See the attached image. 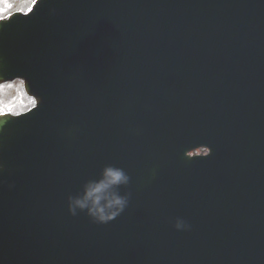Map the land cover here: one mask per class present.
Instances as JSON below:
<instances>
[{
    "label": "water",
    "instance_id": "water-1",
    "mask_svg": "<svg viewBox=\"0 0 264 264\" xmlns=\"http://www.w3.org/2000/svg\"><path fill=\"white\" fill-rule=\"evenodd\" d=\"M5 36L0 79L37 105L0 115V264H264V148L238 158L264 146V0H38ZM245 92L250 133L224 116ZM89 184L124 210L70 214Z\"/></svg>",
    "mask_w": 264,
    "mask_h": 264
},
{
    "label": "clouds",
    "instance_id": "clouds-1",
    "mask_svg": "<svg viewBox=\"0 0 264 264\" xmlns=\"http://www.w3.org/2000/svg\"><path fill=\"white\" fill-rule=\"evenodd\" d=\"M110 177V183L116 186L127 184L128 176L121 169L109 168L106 170ZM127 199L124 196L115 194L105 204H100L98 198L93 199V189L91 185L85 186V191L81 196L69 197V212L76 215L78 211H85L95 222L105 223L115 219L126 207ZM176 227H181L177 223Z\"/></svg>",
    "mask_w": 264,
    "mask_h": 264
},
{
    "label": "rangeland",
    "instance_id": "rangeland-1",
    "mask_svg": "<svg viewBox=\"0 0 264 264\" xmlns=\"http://www.w3.org/2000/svg\"><path fill=\"white\" fill-rule=\"evenodd\" d=\"M29 3L30 0H0V14L16 7L24 9ZM6 92H9L8 96ZM30 103L31 100L25 97L19 82L15 81L13 84L0 85V110L17 111L25 108Z\"/></svg>",
    "mask_w": 264,
    "mask_h": 264
}]
</instances>
